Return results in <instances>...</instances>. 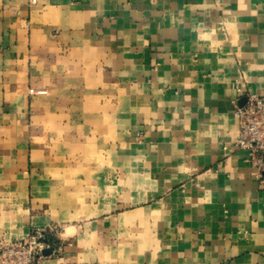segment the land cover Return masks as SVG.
<instances>
[{"label": "crops", "instance_id": "1", "mask_svg": "<svg viewBox=\"0 0 264 264\" xmlns=\"http://www.w3.org/2000/svg\"><path fill=\"white\" fill-rule=\"evenodd\" d=\"M248 94L264 0H0V239L56 227L36 264H264Z\"/></svg>", "mask_w": 264, "mask_h": 264}, {"label": "built area", "instance_id": "2", "mask_svg": "<svg viewBox=\"0 0 264 264\" xmlns=\"http://www.w3.org/2000/svg\"><path fill=\"white\" fill-rule=\"evenodd\" d=\"M234 118L238 123L235 146L246 153V160L258 168L263 178L264 95L248 94L245 104L235 108ZM57 233L56 227L34 228L20 239H0V264H36L45 258L46 250L53 253L59 249Z\"/></svg>", "mask_w": 264, "mask_h": 264}, {"label": "water", "instance_id": "3", "mask_svg": "<svg viewBox=\"0 0 264 264\" xmlns=\"http://www.w3.org/2000/svg\"><path fill=\"white\" fill-rule=\"evenodd\" d=\"M50 250H46L45 252H44V255H49L50 254Z\"/></svg>", "mask_w": 264, "mask_h": 264}]
</instances>
